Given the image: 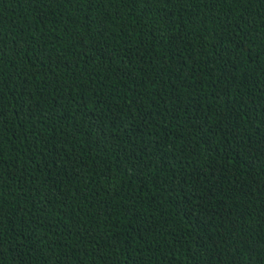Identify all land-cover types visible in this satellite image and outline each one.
Instances as JSON below:
<instances>
[{
	"label": "trees",
	"instance_id": "obj_1",
	"mask_svg": "<svg viewBox=\"0 0 264 264\" xmlns=\"http://www.w3.org/2000/svg\"><path fill=\"white\" fill-rule=\"evenodd\" d=\"M0 264H264V0H0Z\"/></svg>",
	"mask_w": 264,
	"mask_h": 264
}]
</instances>
